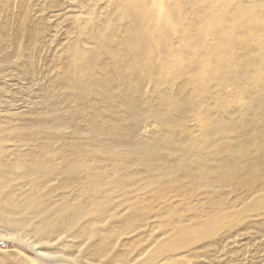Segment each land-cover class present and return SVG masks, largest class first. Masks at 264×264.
<instances>
[{"label": "rangeland", "instance_id": "374dc122", "mask_svg": "<svg viewBox=\"0 0 264 264\" xmlns=\"http://www.w3.org/2000/svg\"><path fill=\"white\" fill-rule=\"evenodd\" d=\"M127 1L0 0V233L19 231L51 253L0 237V264L89 257L108 234L113 252L156 251L176 231L172 221H202L221 197L188 182L150 185L137 162L143 146L172 161L181 147L194 159L201 140L217 141L220 122L228 124L221 152L264 125V35L250 24L232 29L239 7L264 14V0H166L181 7L182 31L143 39V50L128 38L130 18L119 17ZM94 147V175L112 181L111 172L128 170V187L105 185L109 216L89 213L68 228L65 206L92 202L91 176L63 165ZM195 214L202 218L189 220ZM244 224L243 251L264 234V216ZM84 228L90 241L77 235Z\"/></svg>", "mask_w": 264, "mask_h": 264}, {"label": "bare ground", "instance_id": "6f19581e", "mask_svg": "<svg viewBox=\"0 0 264 264\" xmlns=\"http://www.w3.org/2000/svg\"><path fill=\"white\" fill-rule=\"evenodd\" d=\"M130 5H138L139 8L129 10ZM126 7L127 9L122 11L119 17L127 20L130 18L128 38L130 42H140L142 50L147 46L143 39L169 38L182 31L181 7L171 5L166 0H128ZM234 22L236 25L231 26L232 29L250 24L256 27L255 34L264 35V14L256 9L239 7L234 14ZM228 36L231 37L232 32L228 33ZM241 65L249 66L252 63H241ZM227 126L228 124L220 122L217 131L220 135L217 141H213L210 137L201 140L194 159L187 155V150L183 152L184 148L181 147H178V158L175 161L169 160L170 158L164 159L157 155L155 151L157 146L145 145L143 146L145 157L137 161L145 166L140 175L147 179L150 185L178 186L188 182L197 185V189L218 192L221 201L217 202V212L213 211L211 215H206L204 220H198L191 225L187 223L188 220L179 216V219L171 222L172 229L177 225L175 222L179 224L171 239L165 241L156 251L148 252L147 247L135 255L133 251L113 252V244L105 243L108 234L101 237V247L89 257L86 252L85 258L63 252L57 256L58 264H199L201 260H206L207 263H213L215 260L218 264H248L258 257L264 259V234L254 238L253 244L245 251L241 248L240 240H237L245 230L244 223H250L251 220L264 216V129H262L264 125L262 123L257 127L255 124L251 128L243 129L245 132L241 143L229 145L228 151L224 150L227 153L226 157H223L224 155L221 157L224 152H221L223 147L221 142L225 140L222 139L221 133L226 131ZM168 143L170 139L165 145ZM94 148L96 149L93 151L78 152L75 159L68 160L63 165V172L68 171L73 174L78 171V167H84L91 176L88 191L92 202L89 205L65 206L70 218L68 228L74 225L79 217L89 213L95 212L97 221L109 216L104 209L107 208L110 200L100 198L104 193L105 185L111 183L114 189L128 187L124 182V178H130L128 170L125 173L111 172L109 176H113L112 181L94 175L100 156L98 153H92L99 152L98 147ZM232 193L239 196L230 201L229 197ZM198 218L202 217L195 214L189 220L194 221ZM81 234L86 237L85 241H90V237L94 235L86 228L81 233H77V235ZM0 237L14 238L34 249H39L42 254H51L41 249L39 242L20 234L19 231L0 233ZM192 259L199 261L195 263Z\"/></svg>", "mask_w": 264, "mask_h": 264}]
</instances>
